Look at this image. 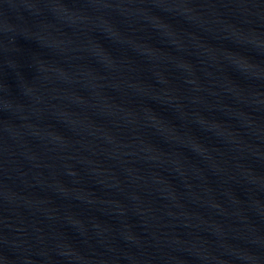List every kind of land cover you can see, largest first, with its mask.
I'll list each match as a JSON object with an SVG mask.
<instances>
[{"label": "water", "instance_id": "1", "mask_svg": "<svg viewBox=\"0 0 264 264\" xmlns=\"http://www.w3.org/2000/svg\"><path fill=\"white\" fill-rule=\"evenodd\" d=\"M0 264H264V0H0Z\"/></svg>", "mask_w": 264, "mask_h": 264}]
</instances>
